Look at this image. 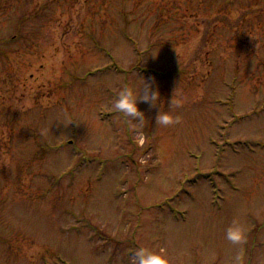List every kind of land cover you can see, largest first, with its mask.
Segmentation results:
<instances>
[{
    "label": "rangeland",
    "instance_id": "1",
    "mask_svg": "<svg viewBox=\"0 0 264 264\" xmlns=\"http://www.w3.org/2000/svg\"><path fill=\"white\" fill-rule=\"evenodd\" d=\"M224 1L0 0V264H264V0ZM140 76L178 120L129 129Z\"/></svg>",
    "mask_w": 264,
    "mask_h": 264
},
{
    "label": "clouds",
    "instance_id": "2",
    "mask_svg": "<svg viewBox=\"0 0 264 264\" xmlns=\"http://www.w3.org/2000/svg\"><path fill=\"white\" fill-rule=\"evenodd\" d=\"M154 85H156L154 76L141 77L139 83L124 84L113 99V110L123 116L124 123L130 130L142 126L146 121L145 112L140 109L139 101L147 102L150 107L159 106L156 116L157 124L169 125L179 119L171 111L163 110L158 86L154 87ZM226 237L233 244H242L247 238L245 226L239 220L234 219L227 228ZM128 259L129 264H170L164 249L156 251L146 246L132 249Z\"/></svg>",
    "mask_w": 264,
    "mask_h": 264
},
{
    "label": "trees",
    "instance_id": "3",
    "mask_svg": "<svg viewBox=\"0 0 264 264\" xmlns=\"http://www.w3.org/2000/svg\"><path fill=\"white\" fill-rule=\"evenodd\" d=\"M205 2H212V0H204ZM232 2V4H234V2L236 1V0H231ZM223 2L225 3V1L223 0ZM218 3H220V0H215V8H217V4ZM222 7H224L225 8V6H222ZM121 14L123 15V16H125L126 15V13H125V11H123L122 9H121ZM161 26H162V24L161 23H159V22H156V23H154V25L152 26V31H151V34L152 35H155V34H157V33H159V30H160V28H161ZM159 44H163L162 42H159ZM44 145H46V144H41V143H39V149L42 151V152H45L47 149H45L44 148ZM49 147L48 148H50V147H52L53 145H48Z\"/></svg>",
    "mask_w": 264,
    "mask_h": 264
}]
</instances>
